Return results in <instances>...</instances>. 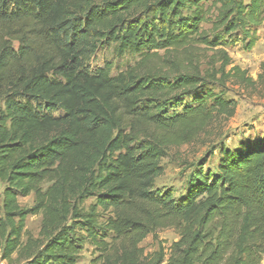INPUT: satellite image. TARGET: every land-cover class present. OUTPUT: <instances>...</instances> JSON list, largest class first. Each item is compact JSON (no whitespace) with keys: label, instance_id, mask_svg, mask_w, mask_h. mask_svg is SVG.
<instances>
[{"label":"trees","instance_id":"16d2710c","mask_svg":"<svg viewBox=\"0 0 264 264\" xmlns=\"http://www.w3.org/2000/svg\"><path fill=\"white\" fill-rule=\"evenodd\" d=\"M263 22L264 0H0V263L77 264L87 244L90 264H260L264 135L220 147L179 198L155 180L167 151L235 115L213 87L252 84L226 50H251ZM111 44L139 60L90 71ZM38 213V238L23 242ZM162 229L177 240L145 254Z\"/></svg>","mask_w":264,"mask_h":264},{"label":"rangeland","instance_id":"374dc122","mask_svg":"<svg viewBox=\"0 0 264 264\" xmlns=\"http://www.w3.org/2000/svg\"><path fill=\"white\" fill-rule=\"evenodd\" d=\"M243 2L247 4L249 0H243ZM203 28L210 29L211 23L204 24ZM254 33L257 40L251 50H247L246 43L241 41L229 46L226 50L231 65L246 71L252 84L241 86L229 82L224 89L213 87L216 93L223 91L226 99L235 102V115L228 120L225 118L215 119L191 144L173 147L167 151L161 160L163 172L155 180V188L159 192L169 191L174 198L183 196L188 184L195 180L200 163H205L203 172L211 171L215 167L220 147L232 148L244 139H255L264 135V22L255 29ZM194 54H197V57L203 62L202 64L206 66L212 52L199 46L194 49ZM138 60L139 56L132 53L117 56L115 45L111 44L100 48L95 53L89 62V69L93 72L104 67L105 64H109L110 75L115 76L128 66L134 65ZM191 103V99L185 100L180 105L172 106L169 113H181L182 108L185 105H191ZM209 104L208 101L206 106ZM3 188L4 185L0 182V192L3 191ZM18 202L22 208H31L33 195L25 198L19 197ZM92 203L93 200H87L80 208L87 211ZM108 216V214L101 215V221L106 220ZM41 222L42 213L27 217L22 237L23 242L27 237L38 238ZM176 240L177 235L172 229H162L156 231L154 235H148L140 247L145 254L157 251L159 246L168 251L170 245ZM94 257H96L94 248L86 244L83 246L77 264H90ZM260 264H264V256Z\"/></svg>","mask_w":264,"mask_h":264}]
</instances>
